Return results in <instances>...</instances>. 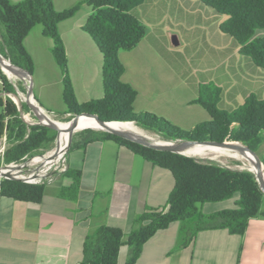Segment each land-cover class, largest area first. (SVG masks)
<instances>
[{
    "label": "crops",
    "instance_id": "0c3cea01",
    "mask_svg": "<svg viewBox=\"0 0 264 264\" xmlns=\"http://www.w3.org/2000/svg\"><path fill=\"white\" fill-rule=\"evenodd\" d=\"M77 1L81 0H54V3L61 11ZM151 1L144 0L133 10L147 28L145 37L134 49L119 54L125 65L123 81L138 91L134 109L194 126L208 121L209 112L197 102L199 89L186 85L187 56L173 48L172 25L170 21L165 22L164 15ZM91 12L92 7L84 4L76 16L59 24L79 103L104 97L103 55L84 30ZM33 31L25 43L38 79L35 89L33 87L34 96L52 113H70L64 102L61 66L53 54L54 41L43 35V28L36 34ZM236 53L240 54L237 43ZM226 59L220 53L215 63L210 64V70L217 71L212 73L211 79L221 82L224 79L229 83L228 88L233 86L234 92L244 94V100L250 93L264 92V73L254 63L237 60L225 67ZM38 63L40 69H37ZM243 63L250 70V85L237 76ZM236 76L244 82L243 86L237 85V89L232 85ZM257 77L260 80L257 81ZM3 92L0 85V96ZM232 100L234 97L220 103L232 110L237 105L236 101L231 106ZM78 134L72 137L68 158L69 173L81 172L77 188L70 190L74 183L71 172L57 183L47 185L40 203L16 200L0 190V264H81L87 236L102 225L124 230L125 243L120 249L118 264H129L130 247L126 240L127 234L136 227L137 216L147 208L160 209L167 205L175 185L169 170L154 165L121 143L101 138L96 130L77 140ZM238 198L239 195L230 198L234 207H217L205 214L235 208ZM180 227L176 221L159 230L144 244L134 264H264V215L250 219L244 235L227 228L203 230L185 247H178Z\"/></svg>",
    "mask_w": 264,
    "mask_h": 264
},
{
    "label": "trees",
    "instance_id": "16d2710c",
    "mask_svg": "<svg viewBox=\"0 0 264 264\" xmlns=\"http://www.w3.org/2000/svg\"><path fill=\"white\" fill-rule=\"evenodd\" d=\"M226 16L220 29L231 35L239 46V53L264 69V0H200ZM144 0H81L64 10H57L54 0H0V54L32 75L34 60L25 40L37 25L43 35L54 41L53 54L61 66L64 81V102L72 114L91 113L104 121H133L141 128L155 131L169 140L239 141L254 150L264 163V98L250 93L243 104L232 110L220 103L219 90L201 87L197 102L210 114L211 119L184 130L163 116L149 111L136 112L134 102L138 91L123 81L125 65L121 51L134 49L145 37L146 26L133 13ZM87 4L92 12L84 26L103 55L104 97L79 103L68 69V59L59 24L78 14ZM2 89L15 93L0 68ZM24 90V89H23ZM0 139L7 134L10 146L5 162L22 160L50 149L58 137V130L48 125L28 126L20 117L11 98L0 96ZM28 110L29 104L24 102ZM7 120V122H6ZM94 131L86 129L84 131ZM103 139L121 143L142 155L154 165L169 170L175 180L166 206L147 208L136 218V227L127 234L130 247L129 264H134L144 244L159 230L179 221L178 247L188 246L200 231L227 228L244 235L250 219L264 215V192L255 174L248 169H236L215 161L195 158L179 153L157 150L107 131H97ZM74 183L80 184V171H67ZM45 184H28L16 179L0 180V190L16 200L40 203ZM239 195L236 207L210 215L201 211L206 202H220ZM126 234L120 227L102 225L86 238L84 261L81 264H118L120 249Z\"/></svg>",
    "mask_w": 264,
    "mask_h": 264
},
{
    "label": "rangeland",
    "instance_id": "374dc122",
    "mask_svg": "<svg viewBox=\"0 0 264 264\" xmlns=\"http://www.w3.org/2000/svg\"><path fill=\"white\" fill-rule=\"evenodd\" d=\"M62 1L66 2L67 0H62ZM151 3L154 4L159 9L162 15H164L165 22L168 23V21H170V24L172 25L170 26V40L173 48L178 52H180L181 54H185L187 56L186 58L188 62V68H187L188 70L186 74L187 77L186 85L189 88H198L199 91H201L202 86L207 85L210 89L219 90L220 101L228 102L230 98L234 97V100L230 101L231 106L236 104V101H237V105L234 106L235 108L243 104L245 97L243 93L234 92L233 86L229 87L232 91L229 90L228 88L229 83H227V81H224V79L222 82L220 80H215V78L211 79L212 77L211 75H213L212 73H215L217 71L210 70L211 69L210 64L213 62L215 63V60L218 59L220 53L222 55L224 54L225 57L227 58L225 60V67L230 64H234L235 61L237 60L251 61V59H249L248 57L241 56L238 53H236L235 55V46H236L235 40L231 35L224 33L220 29V26L225 21L226 16L220 14L214 8L206 6L200 0H152ZM41 28L42 25H37L36 27H34L33 34H36V32L38 33V30H40ZM260 34L263 35L264 30H262ZM43 40H46V38L43 37ZM255 67L261 73H264L263 68L257 66ZM0 68L2 69L3 73L7 76L9 82H11L15 86V89L21 93L22 99L25 100L28 97V90L31 85L30 78L25 73H22L17 76H10L2 66H0ZM40 68H41V64L38 63L37 69ZM237 72H238L237 76H239L240 78L242 77L243 80L247 82L246 84L250 85L249 83L250 70L245 65V63H243L242 68L240 70H237ZM237 76L235 78V81L232 82V85L235 86L234 88H236L237 85H242V86L244 85V82H241L242 80ZM256 79L257 81L260 80L258 79V77ZM37 80H38L37 77L35 76V74H33L34 89L36 87ZM262 89H264V87ZM259 92L260 91L258 90L257 92L258 94H256L257 96L258 95L264 96V92H261V94H259ZM23 100L22 101L20 100V102L22 103ZM228 110L230 109L228 108ZM50 114L56 120L64 121V122H69L71 119L75 117V114L67 115V113H63V112L50 113ZM169 121L184 130H190L194 126V124L192 123L173 122L171 120ZM142 129L144 130V128ZM84 130L86 129L77 130L74 133H72L67 139L65 147L69 144L71 145L70 142L72 141L71 136L73 137L75 134L79 133L76 137V139L78 140L80 138H83L84 134L90 132ZM96 131H103V130H96ZM144 131L148 132L149 134H152L157 138L167 141H173L164 138L161 134L155 131L148 129H145ZM57 140L58 139H56V141L54 142L51 148L56 147ZM9 146H10V141L9 138H7L6 147L8 148ZM263 150H264V144L262 145L260 151L262 152ZM205 159L207 161L218 162L222 165L229 166L231 168L245 169L243 168L242 161L234 157L220 156L218 158L208 157ZM26 160H24L23 162H25ZM19 162L22 163V160ZM0 165H2L1 155H0ZM63 176L60 177L58 180L63 178ZM4 177H5L4 175L1 176L0 180L3 179ZM58 180L55 183H57ZM65 181L68 182L70 181V179H66ZM234 196L236 197L238 196V194H235ZM232 201L233 199H229L224 202L222 201V202H214V203L213 202L205 203L201 205L200 208L203 213H211L215 211L217 207H232L233 206L231 204Z\"/></svg>",
    "mask_w": 264,
    "mask_h": 264
},
{
    "label": "built area",
    "instance_id": "2783aa9c",
    "mask_svg": "<svg viewBox=\"0 0 264 264\" xmlns=\"http://www.w3.org/2000/svg\"><path fill=\"white\" fill-rule=\"evenodd\" d=\"M1 57L11 63L10 60L5 58L4 56L1 55ZM3 97L5 99L11 98L14 101L20 117L27 123L28 126L48 125L49 121L54 122V120H56L50 114L52 112L48 111L43 105H41L34 95L23 100L21 93L18 91H16L15 93L4 91ZM20 100H23L22 105ZM24 102L29 104L28 110L23 108ZM30 105H34L37 110H34ZM71 114V112L67 113V115ZM7 138L8 136L7 134H5L3 138L0 139V155L2 159V165H0V168L8 170V172L14 179L28 184L52 185L69 170L68 158L70 144L65 148H61L57 140V145L55 148L42 150V152L31 156L26 155L22 159V163H20L19 161L5 163V153L8 149L6 147ZM24 160L26 161L23 162Z\"/></svg>",
    "mask_w": 264,
    "mask_h": 264
},
{
    "label": "bare ground",
    "instance_id": "6f19581e",
    "mask_svg": "<svg viewBox=\"0 0 264 264\" xmlns=\"http://www.w3.org/2000/svg\"><path fill=\"white\" fill-rule=\"evenodd\" d=\"M2 60V65L5 71L10 76H17L20 75L21 71L17 68L11 69L9 61L5 60L3 57L0 56ZM54 123L59 127V137L58 143L61 148H65L67 139L69 136L77 130L81 129H92V130H106L112 129L117 131H125L128 132L130 135L139 136L151 143H155L158 145H168L172 144L173 142L163 140L149 134L148 132L144 131L140 128L135 122L133 121H112L107 125L100 124L94 117L83 115L81 116L75 123L69 121H57L54 120ZM152 132V131H151ZM234 147L228 146H217V145H210V144H195L194 146L188 147L183 150V153L197 158H218L220 156H229L239 159L243 163V168L251 170L256 175L262 176L264 180V164L260 167L258 165L256 156L251 153L247 149L240 148L239 143ZM9 174L8 170L0 168V177L3 175Z\"/></svg>",
    "mask_w": 264,
    "mask_h": 264
},
{
    "label": "water",
    "instance_id": "95a60500",
    "mask_svg": "<svg viewBox=\"0 0 264 264\" xmlns=\"http://www.w3.org/2000/svg\"><path fill=\"white\" fill-rule=\"evenodd\" d=\"M1 61L2 60L0 59V66L3 67ZM10 68L11 69L17 68V69H19L21 71L20 74L25 73L30 78L31 85H30L29 90H28V97H31L32 95H34L33 75L30 72H28V71H26V70H24V69H22V68H20L18 66L13 65L12 63H10ZM21 105H22V103H21ZM30 106L34 110H37V108L34 105H30ZM83 115H88V116L94 117L102 125H107L108 123L112 122V121L101 120L98 115L91 114V113H80V114H77L70 121L75 123ZM48 126L53 128V129H56V130L60 131L59 127L52 121L48 122ZM104 131L117 134V135H119L121 137L130 139L132 141H135L137 143H140V144H142L144 146H147V147H150V148H154V149H157V150H163V151H169V152H173V153H179V154H183V155H186V154L183 153L184 149H186L188 147H191V146H194L195 144H210V145H217V146L234 147V146L237 145L235 143H239L240 144V148L247 149V150H249L251 153H253L256 156V159H257L259 167L262 164H264L262 162L261 158L259 157V155L254 150H252L248 145L243 144V143H241L239 141H223V142H219V141H192V140H181V139H179V140L171 141V142H173L172 144L158 145V144H155V143H151V142L147 141L146 139H144L142 137L130 135L128 132H125V131H117V130H112V129H106ZM71 140H72V136H71ZM195 158H197V157H195ZM197 159H199V158H197ZM4 176L6 178H9V179H14L10 173L6 174ZM255 176H256V179H257V181H258V183L260 185L261 190L264 192V180H263L262 176L256 175V174H255Z\"/></svg>",
    "mask_w": 264,
    "mask_h": 264
}]
</instances>
